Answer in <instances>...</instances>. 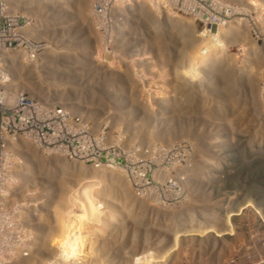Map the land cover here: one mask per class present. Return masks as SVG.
<instances>
[{
	"label": "rangeland",
	"instance_id": "obj_1",
	"mask_svg": "<svg viewBox=\"0 0 264 264\" xmlns=\"http://www.w3.org/2000/svg\"><path fill=\"white\" fill-rule=\"evenodd\" d=\"M44 1L38 12L53 21L48 33L57 50L46 51L22 79L99 120L114 124L119 117L123 126L135 125L134 133L123 134L120 169H95L28 147L43 193L35 220L44 224L29 245L19 234L0 236V264H188L174 246L185 235L177 217L202 211V220L215 217L219 225L217 212L231 195L236 244L226 255L237 260L205 264L264 263V0H219L225 23L214 26L169 1L132 0L129 18L107 23V49L93 0L86 22L73 16V0ZM197 1L196 13L212 5ZM135 140L151 148L135 150ZM192 158L198 167L212 160L214 174L225 178L218 182L222 193L179 194L186 172L204 173L187 166ZM152 171L153 186H143L139 178ZM189 217L190 224L200 222ZM25 247L32 250L28 257Z\"/></svg>",
	"mask_w": 264,
	"mask_h": 264
},
{
	"label": "built area",
	"instance_id": "obj_2",
	"mask_svg": "<svg viewBox=\"0 0 264 264\" xmlns=\"http://www.w3.org/2000/svg\"><path fill=\"white\" fill-rule=\"evenodd\" d=\"M161 1L177 4L181 11L200 16L199 20L210 26L221 25L219 22L225 23V19L220 20L217 9L219 0H212L209 8L197 13L196 11L201 9L197 0ZM92 2L95 20L101 22L102 36L106 44L102 49L111 48L107 45L110 32L106 25L113 20L122 22L129 18L125 11L131 7L132 0ZM27 8L22 0H0V236L19 234L27 239L25 243L29 245L34 243L36 236L40 239L39 225L42 223L43 226L44 223L35 220L36 210L39 211L42 205L39 198L43 193L40 190L42 185H38L33 173L34 161L29 158L28 147L35 148L44 156L63 157L67 161L80 162L95 169H118L124 167L122 157L125 155L123 147L126 141L123 134L126 135L128 131L134 133L135 125L125 127L119 117L118 120H114V124L99 120L93 112L80 107V104L62 102L55 94L47 95L41 85L35 86L38 87L35 89L24 79L19 78L21 73L17 70L15 57L23 60L24 64L38 65V61L44 59L42 56L46 51L50 49L56 51L54 46L58 45L54 33L52 35L48 33L53 23L40 12ZM115 130L117 135L112 132ZM143 140L133 141L135 150L143 152L151 148V143ZM127 164H131V161ZM186 164L192 165V168L197 167L200 173L201 171L204 173L201 175L186 172L184 177L180 178L183 188L179 194L185 193L188 196L190 191L191 195L197 194L201 197L206 195L207 189L211 195L222 193L220 191L222 185L218 182L221 183L225 178L220 174H214L217 168L212 160L201 167H198L200 164L195 158L187 160ZM153 171L150 178L142 173L139 181L143 186H153ZM191 180H194L195 184L190 185ZM215 187L217 190L213 193ZM224 194L227 195L225 192ZM237 195L240 197L242 194ZM227 197L230 198L229 204L219 207L217 212L222 219L218 221L219 225L212 223L215 217L207 216L202 220L203 216L207 215L202 211L197 214L192 211L188 214L185 212L184 216L177 217L179 221L176 227L185 235L178 239L174 246H178L175 247L177 253H180L179 256L182 255L188 264L237 260L234 255L233 258L226 255L228 246L236 244V240L230 238V232L233 231L235 223L231 221L235 220L238 214L236 196ZM189 216H194L200 222L190 224L189 221L192 219ZM261 224L264 227L262 218ZM229 227L231 229L225 231ZM199 229L205 230L204 235H198ZM196 231L199 233H195ZM189 238L199 244L197 249ZM25 250L24 255L30 256L32 250L26 247ZM254 264L264 263L257 260Z\"/></svg>",
	"mask_w": 264,
	"mask_h": 264
},
{
	"label": "bare ground",
	"instance_id": "obj_3",
	"mask_svg": "<svg viewBox=\"0 0 264 264\" xmlns=\"http://www.w3.org/2000/svg\"><path fill=\"white\" fill-rule=\"evenodd\" d=\"M51 1H53V3H55L56 2V4L57 3H63V2H67L68 0H51ZM22 3L23 4H25L28 8L27 9H29L30 11H36V12H38V11H40V10H42V8H44L45 7V5H42V4H45V1L44 0H22ZM73 3H75L74 5H75V7L74 8H76V10H74V12L76 13V16H75V14L73 15L74 17H79V19L81 20V21H84V22H86V17H85V15H86V9L88 8V6H89V3H90V0H73ZM58 5V4H57ZM61 6H62V4H61ZM32 8V9H31ZM33 8H35V9H33ZM62 10V9H61ZM39 13V12H38ZM41 13V12H40ZM76 18H74V20L76 19ZM56 18H54V20H55ZM53 22V21H52ZM125 23V22H124ZM65 45V44H64ZM63 45V46H64ZM85 53V52H84ZM14 61H15V64H16V66H17V70H18V72L19 73H21V75H20V79L21 78H23L24 76H22V75H24L26 72H32V70H33V67L31 66V65H29L28 64V66H25V68L27 67V69H24L23 67H24V63H23V60H20L19 59V61H18V58L17 57H15V59H14ZM44 63V62H43ZM24 70H28V71H26L24 74H22L23 72H24ZM45 71V70H44ZM46 72V71H45ZM48 72V71H47ZM30 73H28L29 74V76H30V78H32L31 76V74ZM28 74H27V77L29 78V76H28ZM146 77V76H145ZM19 79V80H20ZM28 83H29V86H34L33 84H34V81L33 80H29L28 81ZM37 83V82H36ZM36 86H37V84H36ZM58 96V95H57ZM57 96H55V97H57ZM61 95H59V97H60ZM60 99V98H59ZM188 103V102H187ZM196 140V139H195ZM30 155V154H29ZM82 167H84V166H82ZM88 167V166H87ZM86 168V167H85ZM80 169V168H79ZM83 170H84V168H82ZM105 169V168H104ZM117 169V168H116ZM120 169V168H119ZM86 170H88V169H86ZM112 170V169H111ZM82 171V170H81ZM101 171V170H100ZM87 172V171H86ZM89 172V171H88ZM99 172V171H98ZM103 172V171H102ZM120 172V171H119ZM113 173V172H112ZM193 173V172H192ZM105 174V173H104ZM73 175V174H72ZM113 175V177L114 178H118V176H119V174L118 173H114V174H112ZM92 176V175H91ZM96 176V175H95ZM84 177V176H83ZM121 177V176H120ZM119 177V178H120ZM88 178V177H87ZM121 179V178H120ZM119 180V179H118ZM117 182V181H116ZM121 182V181H120ZM119 184V183H118ZM123 189V188H122ZM197 197V196H196ZM200 210V209H199ZM54 211L55 212H57V211H59L58 209H57V207L55 206L54 207ZM76 219V218H75ZM60 222V221H59Z\"/></svg>",
	"mask_w": 264,
	"mask_h": 264
}]
</instances>
